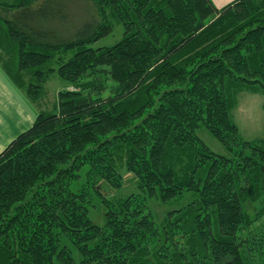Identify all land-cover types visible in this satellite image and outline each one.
I'll return each instance as SVG.
<instances>
[{"label":"trees","instance_id":"trees-1","mask_svg":"<svg viewBox=\"0 0 264 264\" xmlns=\"http://www.w3.org/2000/svg\"><path fill=\"white\" fill-rule=\"evenodd\" d=\"M35 1L0 0V65L33 102L72 87L0 152V264H264V138L233 118L264 93V0H91L74 28L71 0ZM127 173L137 192L97 187Z\"/></svg>","mask_w":264,"mask_h":264},{"label":"rangeland","instance_id":"rangeland-1","mask_svg":"<svg viewBox=\"0 0 264 264\" xmlns=\"http://www.w3.org/2000/svg\"><path fill=\"white\" fill-rule=\"evenodd\" d=\"M37 2V3H36ZM40 0H36L34 3L38 4ZM92 2L91 0H71L69 3V9L72 13V26L71 28L79 25L82 21L88 19L90 15V6ZM92 13V12H91ZM72 31V30H71ZM70 31V33H71ZM122 26L117 25L114 28V31L97 41L92 43L94 47L106 46L113 44L121 37ZM65 38H71V36L65 35ZM1 50V49H0ZM0 74L7 79L10 83L11 87L18 95V97L23 101L24 107H26L30 113H34L40 110H54L55 102H57V94L59 90L71 88V84L66 80L60 78V76L54 72L45 82V93L44 96L38 100V102H33L29 99V97L23 92V90L11 79L8 77L2 66L0 65ZM233 118L239 127V131L241 136L244 139H257L264 138V93L262 92H253L250 90H243L239 92L237 96V104L233 109ZM27 127L28 125H24ZM202 139L209 144V146L217 152L224 153L226 149L223 145H221L216 139L211 137L208 133H201ZM125 181L123 185L117 190L104 189L103 180H100L97 183V187L101 189V192L108 196L109 198H118L123 197L131 192H137L136 181L133 178L131 173L125 174ZM86 181L85 170L83 169L80 172V178H78L75 182L71 184L73 190L78 189V187ZM102 185V188L101 186ZM96 196V195H95ZM191 193H185L182 196H179L175 199H172L170 202L161 203L159 201L150 200V206L153 209V215L157 220V215H163L166 210L172 207H178L180 205L185 204L189 200H191ZM100 198H93V205L90 209V217L97 223L103 222V213L105 210V206Z\"/></svg>","mask_w":264,"mask_h":264},{"label":"crops","instance_id":"crops-1","mask_svg":"<svg viewBox=\"0 0 264 264\" xmlns=\"http://www.w3.org/2000/svg\"><path fill=\"white\" fill-rule=\"evenodd\" d=\"M221 8L232 0H212ZM37 112L33 114L24 107L10 83L0 74V152L18 134L29 128ZM24 125H28L24 127Z\"/></svg>","mask_w":264,"mask_h":264}]
</instances>
